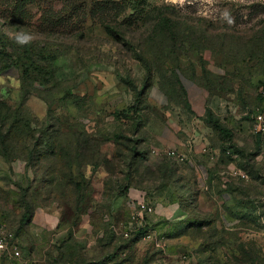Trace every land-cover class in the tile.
I'll return each mask as SVG.
<instances>
[{
    "label": "rangeland",
    "instance_id": "374dc122",
    "mask_svg": "<svg viewBox=\"0 0 264 264\" xmlns=\"http://www.w3.org/2000/svg\"><path fill=\"white\" fill-rule=\"evenodd\" d=\"M25 13L0 17V45L13 42L0 46L2 133L20 121L0 143V226L21 252L0 264L264 261V0H35ZM41 131L59 151L29 161Z\"/></svg>",
    "mask_w": 264,
    "mask_h": 264
},
{
    "label": "trees",
    "instance_id": "16d2710c",
    "mask_svg": "<svg viewBox=\"0 0 264 264\" xmlns=\"http://www.w3.org/2000/svg\"><path fill=\"white\" fill-rule=\"evenodd\" d=\"M35 0H14V4L13 6L11 7V10H4L2 11L3 12V15H1L0 17H10V19H17L19 21H22L24 19H26V13H25V6H26V3H33ZM41 16L45 17V18H48L50 17L48 15V10H42L41 9ZM5 22L6 20L3 19ZM4 43L1 44L0 46H5V50H6V43L9 44V47L12 48V45H13V42H11L10 40L8 39H5L3 40ZM50 46H46L44 48V46L38 48V50H50ZM41 52V51H40ZM44 53V52H43ZM10 61V60H9ZM12 62H16V61H13L11 60L7 65H5V67H10V65L12 64ZM145 69L147 71V73L150 72V66H146L145 65ZM148 83V81H147ZM130 114V111L131 110H127ZM263 112V111H262ZM132 113V112H131ZM264 113V112H263ZM207 116H208V120L206 121L208 126L215 130L216 132H218V134H220L222 137H228L231 135L230 133V130L227 129L220 121L218 118H216L212 112L210 110L207 109ZM6 123V118L5 116L3 115L2 111L0 110V143L2 145H4L7 141V137L8 136H16L18 135L19 131H18V127H20V121L15 118L11 124H9V129L6 130V132H4V134L2 133V130H3V127ZM21 131V130H20ZM260 133V132H259ZM262 134V133H261ZM45 137V132L44 131H41L40 134H39V137L38 138H35L34 139V143L32 144V147L30 148V150L28 151V156H27V159L29 161H40L41 159L45 158L46 155H55L56 152H58L59 150H57V148L59 147V145L57 144L55 146V142H56V139H44ZM45 145H44V143ZM230 147V146H229ZM61 150V148H60ZM229 152V151H228ZM207 153V152H206ZM141 154H145V152H141ZM164 155H166L165 153H163ZM208 154V153H207ZM222 154H226V152H222ZM167 156V155H166ZM35 159V160H34ZM74 160L73 159H70L69 161V165L71 166L72 164H74ZM42 181H44L45 183L51 181V180H46V179H42ZM52 184V182H50ZM75 186L79 187L80 184L79 182H76L75 183ZM26 192L23 191L21 196H23ZM31 212H32V206L31 205H25L24 207V210L22 212V215L20 217V220L18 222V224H22V223H25L28 221L30 215H31ZM147 234V230L145 231H139L138 232V238H142L143 239V236H145ZM258 258H254V259H251L249 260L247 263L249 264H258L256 261H257ZM8 260V258L6 256H2L0 258V262L1 261H6ZM260 263L259 264H264V261L260 259ZM22 264V263H21ZM31 264V262H30Z\"/></svg>",
    "mask_w": 264,
    "mask_h": 264
},
{
    "label": "built area",
    "instance_id": "2783aa9c",
    "mask_svg": "<svg viewBox=\"0 0 264 264\" xmlns=\"http://www.w3.org/2000/svg\"><path fill=\"white\" fill-rule=\"evenodd\" d=\"M261 94L264 95V84L260 87ZM254 120L256 123V131L264 134V113L262 111H257L254 114ZM165 153L168 156H175V152L173 150H165ZM183 156L180 155L179 159H182ZM150 211V208H147ZM150 235L147 233L143 236V239L149 238ZM10 233H5L2 226H0V258L2 256H6L8 259H16L19 260L21 258V252L17 243L13 240ZM22 264H30L28 261H22Z\"/></svg>",
    "mask_w": 264,
    "mask_h": 264
},
{
    "label": "crops",
    "instance_id": "0c3cea01",
    "mask_svg": "<svg viewBox=\"0 0 264 264\" xmlns=\"http://www.w3.org/2000/svg\"><path fill=\"white\" fill-rule=\"evenodd\" d=\"M196 135H197V132H193V136H195L196 137ZM188 142H189V140H187ZM202 150H203V148H201ZM191 149L189 148V151H190ZM195 151H196V149H194ZM198 152L200 151V149L199 150H197ZM209 151H212V153H211V156L212 155H214L215 153H216V150L213 148V150H212V148L211 149H208V152ZM200 153V152H199ZM207 154V153H206ZM216 168V167H215ZM217 168H218V166H217Z\"/></svg>",
    "mask_w": 264,
    "mask_h": 264
}]
</instances>
